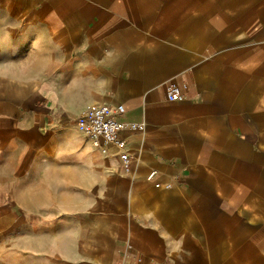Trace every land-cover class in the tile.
Wrapping results in <instances>:
<instances>
[{"label": "crops", "instance_id": "obj_1", "mask_svg": "<svg viewBox=\"0 0 264 264\" xmlns=\"http://www.w3.org/2000/svg\"><path fill=\"white\" fill-rule=\"evenodd\" d=\"M93 104L145 125L123 133L131 171L83 134L95 223L32 212L11 228L25 154L87 190L61 132ZM0 193V238L18 227L29 264H264V0H0Z\"/></svg>", "mask_w": 264, "mask_h": 264}, {"label": "rangeland", "instance_id": "obj_2", "mask_svg": "<svg viewBox=\"0 0 264 264\" xmlns=\"http://www.w3.org/2000/svg\"><path fill=\"white\" fill-rule=\"evenodd\" d=\"M66 136H70L71 149L67 153V148L64 154V165L71 166L72 177H74V169L80 165L87 163L88 177L86 191H67L62 188L59 182L60 175L56 174V169L50 174H46L47 167L51 169V163H47V155L44 151L36 152L32 156L31 153L25 154L20 160H14L17 164H22L23 169L26 170L23 174L17 173L10 176L11 189L7 191V195L13 198L14 206L13 212L19 217L8 216L11 228L15 220H20L29 216L32 212L39 214H49L53 216V220L58 222L62 220L63 216H67V211L71 210L73 219L85 218L89 220V224L95 223V207L94 204L99 197V192L96 191V184L100 183L101 174L96 168V163L90 157L91 149L87 145L85 136L80 132H76L74 128L73 118L67 119V128L63 132ZM67 140V138H65ZM67 147V142L64 144ZM37 154H39L37 156ZM41 156V158H39ZM52 158L51 155H49ZM56 165V162H54ZM20 167V166H19ZM110 170H117L116 166H110ZM102 177V176H101ZM4 198V193H0V199ZM0 213V222L3 219ZM4 221V220H3ZM20 226V224H19ZM20 229H10L8 234L0 238V264H29L31 256L29 254H19ZM24 245V244H23ZM55 257V256H53Z\"/></svg>", "mask_w": 264, "mask_h": 264}, {"label": "built area", "instance_id": "obj_3", "mask_svg": "<svg viewBox=\"0 0 264 264\" xmlns=\"http://www.w3.org/2000/svg\"><path fill=\"white\" fill-rule=\"evenodd\" d=\"M166 97L169 101H180L183 98L180 87L170 82L167 85ZM122 104H93L78 114L75 121V129L87 136L93 146L104 155H110L118 160L117 170L123 173L131 171L132 156L128 142L123 133L142 132L145 130L143 123H127L119 119L125 113ZM114 148V155L110 149Z\"/></svg>", "mask_w": 264, "mask_h": 264}]
</instances>
